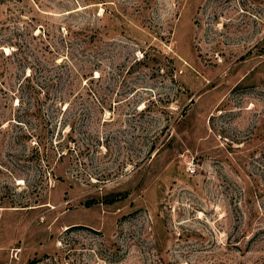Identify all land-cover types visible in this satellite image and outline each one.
<instances>
[{
	"label": "rangeland",
	"instance_id": "obj_1",
	"mask_svg": "<svg viewBox=\"0 0 264 264\" xmlns=\"http://www.w3.org/2000/svg\"><path fill=\"white\" fill-rule=\"evenodd\" d=\"M29 263L264 264V0H0V264Z\"/></svg>",
	"mask_w": 264,
	"mask_h": 264
},
{
	"label": "trees",
	"instance_id": "obj_2",
	"mask_svg": "<svg viewBox=\"0 0 264 264\" xmlns=\"http://www.w3.org/2000/svg\"><path fill=\"white\" fill-rule=\"evenodd\" d=\"M28 77H29V76H28ZM28 77H27V78H28ZM115 200H116V199L111 200V201H106V202L110 204V203L114 202ZM29 264H31V263H29Z\"/></svg>",
	"mask_w": 264,
	"mask_h": 264
}]
</instances>
